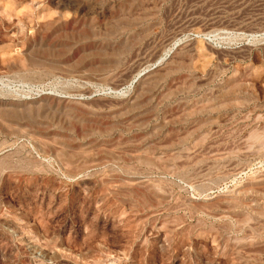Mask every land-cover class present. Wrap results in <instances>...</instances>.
Instances as JSON below:
<instances>
[{
	"label": "rangeland",
	"instance_id": "1",
	"mask_svg": "<svg viewBox=\"0 0 264 264\" xmlns=\"http://www.w3.org/2000/svg\"><path fill=\"white\" fill-rule=\"evenodd\" d=\"M0 264H264V0H0Z\"/></svg>",
	"mask_w": 264,
	"mask_h": 264
}]
</instances>
